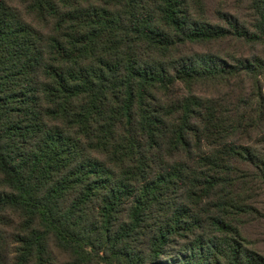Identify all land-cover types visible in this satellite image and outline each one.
I'll return each instance as SVG.
<instances>
[{"label":"trees","instance_id":"trees-1","mask_svg":"<svg viewBox=\"0 0 264 264\" xmlns=\"http://www.w3.org/2000/svg\"><path fill=\"white\" fill-rule=\"evenodd\" d=\"M223 1L0 0L12 264H264V0Z\"/></svg>","mask_w":264,"mask_h":264},{"label":"rangeland","instance_id":"rangeland-1","mask_svg":"<svg viewBox=\"0 0 264 264\" xmlns=\"http://www.w3.org/2000/svg\"><path fill=\"white\" fill-rule=\"evenodd\" d=\"M220 3L224 4L226 8L235 6V4H233L231 1L224 3L223 0H202L203 9L205 13L209 15L210 19H213L212 15H214L215 11L220 6ZM16 7L19 8L21 6L18 5ZM240 10L241 9L238 11ZM178 88L180 92H186L183 87L179 86ZM196 91H199V93L203 94L208 93V91L200 90L199 88H197ZM4 190L5 188L0 182V192H3ZM19 224V218L13 213H6L0 216V240L4 243L3 250L9 253V264H12L11 257L14 256V251L17 247L13 237L17 233L16 231ZM242 225V233L248 239L251 247H253L255 251L264 255V220H251V218H248ZM51 254L53 258V264H62L63 255L61 253L53 249Z\"/></svg>","mask_w":264,"mask_h":264}]
</instances>
